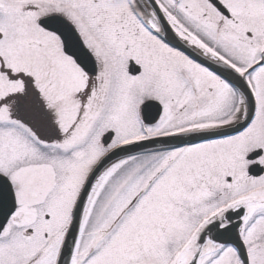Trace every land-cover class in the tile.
<instances>
[{"label":"snow or ice","instance_id":"6c2138e0","mask_svg":"<svg viewBox=\"0 0 264 264\" xmlns=\"http://www.w3.org/2000/svg\"><path fill=\"white\" fill-rule=\"evenodd\" d=\"M0 264H264V0H0Z\"/></svg>","mask_w":264,"mask_h":264}]
</instances>
